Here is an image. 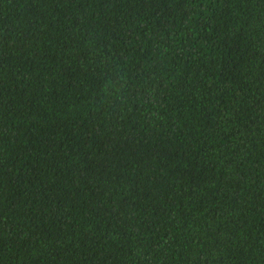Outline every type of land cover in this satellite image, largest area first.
I'll use <instances>...</instances> for the list:
<instances>
[{"label":"trees","instance_id":"obj_1","mask_svg":"<svg viewBox=\"0 0 264 264\" xmlns=\"http://www.w3.org/2000/svg\"><path fill=\"white\" fill-rule=\"evenodd\" d=\"M0 264H264V0H0Z\"/></svg>","mask_w":264,"mask_h":264}]
</instances>
